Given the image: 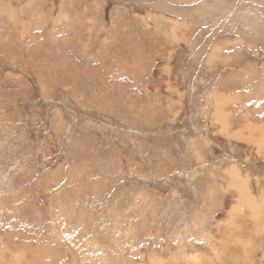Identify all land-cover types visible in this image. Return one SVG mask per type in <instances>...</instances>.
Returning a JSON list of instances; mask_svg holds the SVG:
<instances>
[{"label":"rangeland","instance_id":"rangeland-1","mask_svg":"<svg viewBox=\"0 0 264 264\" xmlns=\"http://www.w3.org/2000/svg\"><path fill=\"white\" fill-rule=\"evenodd\" d=\"M0 264H264V0H0Z\"/></svg>","mask_w":264,"mask_h":264},{"label":"bare ground","instance_id":"bare-ground-1","mask_svg":"<svg viewBox=\"0 0 264 264\" xmlns=\"http://www.w3.org/2000/svg\"><path fill=\"white\" fill-rule=\"evenodd\" d=\"M204 13V12H203ZM238 183V182H237ZM244 183V182H243ZM246 185V184H245ZM247 186V185H246ZM243 189V188H242ZM244 190V189H243ZM245 191V190H244ZM241 193V192H240ZM251 204V203H250ZM250 207V206H249Z\"/></svg>","mask_w":264,"mask_h":264}]
</instances>
